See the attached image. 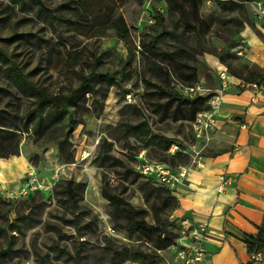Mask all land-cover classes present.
<instances>
[{
  "label": "rangeland",
  "instance_id": "1",
  "mask_svg": "<svg viewBox=\"0 0 264 264\" xmlns=\"http://www.w3.org/2000/svg\"><path fill=\"white\" fill-rule=\"evenodd\" d=\"M42 1L61 20L50 23L32 0H0V50L5 53L0 56V128L14 130L21 140L18 155L0 160L23 158L28 165L18 177L12 173L4 176V181L0 177V196L5 200H0V225L9 226L17 219L21 226V232L11 231L17 252L1 256L0 264H73L67 252H79L81 264H111L114 252L125 246L151 252V243L137 240L117 226L113 200L145 210V219L155 223L154 211L161 203L156 188L136 173L138 154L144 150L151 159L188 171L196 158L214 155L198 144L212 142L216 127H197V116L194 120L182 118L181 112H175L178 103L170 93L175 88L183 98L208 97L206 110H213L218 121L223 96L231 90V83L224 87L210 60L228 70L227 63L221 61L225 54L241 57L228 59L237 70L246 62L254 63L236 32L245 23L253 26L247 9L226 0H201L200 16L208 29L200 39L196 34L191 36L193 45L205 53L195 64L197 81L187 84L172 71L167 75L164 57L174 41L165 39L156 47L152 42L160 29L158 16L166 19L168 29L173 27L170 8H177L178 0ZM119 16L127 22L128 40L119 37L110 25L112 18ZM130 57L131 63L126 64ZM11 62L49 94L71 92L82 82L81 75L94 67L101 72H117L120 83L109 88L106 98L107 85H98L95 96L87 94L73 109L75 129L68 136L64 126L40 136L32 125L28 130L25 127L26 115L36 102L28 88L16 81ZM196 84L205 88L202 94L192 92ZM134 105L141 116L133 114ZM144 119L155 132L175 140L169 151L147 146L136 134L128 133L127 122L135 124ZM47 139L50 141L46 143ZM69 181L81 184L76 218L66 192ZM178 188L172 191L176 194ZM176 209L166 212L164 218L175 224L178 245L183 244L179 237L187 217L178 216ZM73 218L78 225L68 221ZM7 245L0 232V250ZM164 251L159 264H165ZM170 252L169 260L178 261L177 250ZM124 264L142 263L128 260Z\"/></svg>",
  "mask_w": 264,
  "mask_h": 264
},
{
  "label": "trees",
  "instance_id": "2",
  "mask_svg": "<svg viewBox=\"0 0 264 264\" xmlns=\"http://www.w3.org/2000/svg\"><path fill=\"white\" fill-rule=\"evenodd\" d=\"M32 1L39 5V9L49 19L50 23L55 24L57 20H61V16L57 15L54 10L46 7L42 0ZM226 1H229L234 5H241V7L246 10V4L255 0ZM200 2L201 0H178L177 8H170V12L174 17L173 27L171 29L166 27V19L163 16H158L160 29L155 32L156 35L153 36L152 41L154 42V47L159 45L162 41H165V39H171L174 41L175 44L173 48L167 50L164 57V61L168 67L167 75L172 71L173 75L177 77L180 82L187 84H194L197 81L198 68L195 64L199 61V56L205 53L204 50H199L193 45L192 41L194 37L191 36V33H193L200 39L202 34L208 29L207 21L200 16ZM239 23L244 24L245 21H239ZM110 25L116 30L119 37L124 40L129 39L130 31L123 16L112 18ZM240 31V29L236 31L238 35ZM28 35L39 38L37 34L29 33ZM216 52L217 50L214 49L213 53ZM1 55L5 56V53L0 50V56ZM230 58L241 60V57L232 54L221 56V61L228 65V72L230 71V75L236 76L248 83H255L259 86L264 84V67L256 63L246 62L242 65V69L237 70L233 68L232 63H229L228 59ZM131 61L132 57L126 61V64L131 63ZM97 62H99V60ZM10 71L15 76L16 81L28 88L32 96L35 98L36 106L26 115L25 127L28 130L30 125H32V129L40 136L54 133L56 128L62 126L66 127L65 135L68 136L69 133L75 129L73 109L86 99L87 94L95 96L96 87L98 85H107L106 91L103 95V97L106 98L109 88L120 83V77L117 72H101L94 67L87 74L81 75L82 82L76 88L72 89L71 92L67 94H49L46 91L39 89L13 62H11ZM170 95L172 96L173 101L178 103V110L175 112H181L182 118L194 120L197 114L205 111L209 105L208 97L197 96L183 98L175 88ZM1 111L2 110L0 109V112ZM133 114L136 116L142 115V112L137 105L133 106ZM126 127L128 133L136 134L145 145H154L160 148L163 152L169 151L175 143L173 138L155 132L146 119L135 124L127 122ZM49 141V139L45 140L46 143ZM20 142L19 133L11 129L0 128V157L18 155ZM159 161L167 163L164 160ZM136 173L138 176H141L138 171ZM147 182L149 184L151 183V185L156 188L161 203L154 211L155 223H150L145 219V210L135 209L121 199L113 200L116 204V216L114 215V217L117 226L121 229L129 232L130 235L136 237L137 240L151 243L152 251L148 252L146 249L140 247L132 249L125 246L114 252L111 264H124L128 260L140 262L142 264H159L162 260V251L176 245L178 236L174 231L175 224L170 222L168 218H164V216L166 215V212L174 210L179 206V198L175 196V193L169 187L156 184L152 180H147ZM80 186L81 184H75L73 181H69L66 189V192L69 195V206L74 213V218L77 217L75 210L78 207L77 203ZM0 200L5 202L1 196ZM68 221L71 223L74 222L75 225H78L75 219ZM14 230L21 232V226L18 224L17 219H15L9 226L0 225V232L5 235L8 244L5 249L0 250V257L17 252L14 248L13 240L15 235L11 232ZM242 237L247 245V250L251 255V260L247 264H264L263 261H258L254 258L258 253H262L264 256V221L261 225H257L256 234L243 233ZM67 254L74 260L73 264H81V256L79 255V252H77L76 255H72L70 252H67Z\"/></svg>",
  "mask_w": 264,
  "mask_h": 264
},
{
  "label": "crops",
  "instance_id": "3",
  "mask_svg": "<svg viewBox=\"0 0 264 264\" xmlns=\"http://www.w3.org/2000/svg\"><path fill=\"white\" fill-rule=\"evenodd\" d=\"M246 9L253 26L245 23L238 37L248 58L264 67V15L254 1ZM210 63L218 72L225 68L216 60ZM228 81L231 90L223 96L214 140L198 144L214 155L196 158L189 167L186 186H178L175 194L180 199L175 210L178 216L209 221L207 255L197 264H247L251 255L243 233L256 234L257 225L264 221V84L252 101L255 83L231 75ZM27 167L23 158L0 160V177L3 181L11 173L18 177ZM223 177L226 185L219 191ZM171 250L176 251L170 247L163 252L165 264H181L169 260Z\"/></svg>",
  "mask_w": 264,
  "mask_h": 264
},
{
  "label": "built area",
  "instance_id": "4",
  "mask_svg": "<svg viewBox=\"0 0 264 264\" xmlns=\"http://www.w3.org/2000/svg\"><path fill=\"white\" fill-rule=\"evenodd\" d=\"M255 4L258 7L259 13L264 15V0H255ZM220 77L223 81L224 87L227 88L229 81L228 78L230 73L225 67L220 72ZM256 95L252 101H256L258 94L260 93V86L255 84ZM205 88L201 85L196 84L191 88L192 92L200 91V94L203 93ZM215 113L213 110H205L197 114L196 126H200L205 129L215 126L216 119ZM177 147V146H173ZM174 151L175 149L172 148ZM137 171L141 174L146 180H152L156 184H161L169 187L171 190H175L178 186L186 184L188 170L186 167L174 168L173 166L159 161L151 159L147 156L146 152L142 150L137 156ZM223 182L219 186V191H222L225 188L226 181L223 177ZM183 230L179 240L182 241L183 247H178L176 258L183 264H197L202 261L206 255L207 250L205 247V242L209 236V221L208 220H193L191 218H186L182 221ZM175 246V245H174ZM258 261L264 262V256L262 253H258L254 256Z\"/></svg>",
  "mask_w": 264,
  "mask_h": 264
}]
</instances>
